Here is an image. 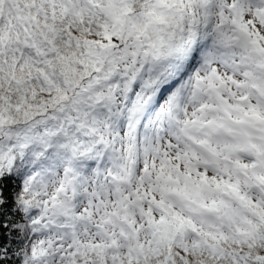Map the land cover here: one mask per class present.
<instances>
[{
    "label": "snow or ice",
    "instance_id": "6c2138e0",
    "mask_svg": "<svg viewBox=\"0 0 264 264\" xmlns=\"http://www.w3.org/2000/svg\"><path fill=\"white\" fill-rule=\"evenodd\" d=\"M0 264H264V0H0Z\"/></svg>",
    "mask_w": 264,
    "mask_h": 264
}]
</instances>
